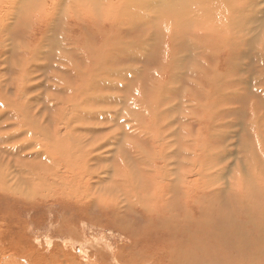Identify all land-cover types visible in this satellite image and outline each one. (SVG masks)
<instances>
[{
  "label": "bare ground",
  "instance_id": "bare-ground-1",
  "mask_svg": "<svg viewBox=\"0 0 264 264\" xmlns=\"http://www.w3.org/2000/svg\"><path fill=\"white\" fill-rule=\"evenodd\" d=\"M151 4L157 6V9L153 13H157L154 15L158 19L161 20V23H162V21L163 22L165 21L164 22L165 24L169 23V24L174 25V28H173V26H171V29L174 31V36L176 37V40H177V44L175 46H173L172 44L168 45L169 49H170L168 53L170 55L167 56L166 60H164V61L160 60L161 67H159V66H156L155 68L152 67L147 72L148 75H151V76L147 80H145L147 83H149V85L152 84L150 91L152 93L151 103L153 105L151 104L152 105L151 107L154 110L153 113L156 116L155 117L156 121H159L158 122L159 126L157 129L158 139H162L164 141L162 143L161 142L157 143V145H159L158 146L159 150L162 153V154L161 153L158 154L160 159L162 160L161 161L162 163H159L160 165L155 166L156 171L146 170L148 167L149 159L146 156V154L143 152V150L138 149V150H135V153L130 154V152H129V154H126V158H127L128 162L133 163L134 166L137 167V168L135 167L136 172H134L131 169H130L131 171L130 170L126 171L127 167L125 168V170L122 169V172H121L120 169L115 168V166H113L112 180H110L109 185L104 184V179L100 178L98 176L99 172L97 170L92 169L93 166H91V162L93 160L98 159V158H100V159L102 158L101 156L103 155V153H102L103 151L101 153H96V152L99 151L102 146L106 147V143H105L106 139H103L104 138L103 136H102L103 140L100 139V141L102 142V146L97 145L96 143L99 141L96 140L97 142H95V144H96L95 146H92V144H91L90 145L91 147H89L87 150H85V152H86L85 155L87 156V158L83 159V157L85 156L84 155L85 152H83V151H84V148H87V145L83 146V145H81V143H84V141H88L87 137L91 138V136H88L89 134L79 133L78 129L80 127H83L81 125H83L84 119L88 120L90 115H92V116H90L89 119L93 120L95 117L94 116L95 111H97L96 109H95V111L93 109L90 111V108L88 106L90 105V103L95 105V104H98L100 101L105 102L106 100H107V103L109 101L111 103H112V101L114 102V100L116 98L112 95L113 93L110 95L111 92L109 91V94H107V93L104 94L103 93L104 88H102V87H111V88H115L118 91L119 88L123 89L124 86H126V88H129L128 84L130 83V80H129V83L126 84V82L128 80H124V82H123L124 84H122L120 86L115 84V81L112 78L114 76L113 71L111 72V67H112V64L114 61L111 63L109 56H108V53H109V55L114 53L113 51L115 48H113L111 46V44H109V41H106V43L104 44L105 49L103 47H100V51L102 53H105L106 56L102 55V57L97 56L96 58L95 57L94 58L88 57V56H79L76 60H70V59H66L63 57L62 62L64 64L61 62V65L63 64V67H61L60 70L63 72L64 71L68 72L66 75L70 78V83L68 84L69 81L65 82L66 79H64L62 81H58V83H60L63 86L62 87L63 92L64 93L68 92L69 96H71V97L67 98V101L71 102L73 100V103L63 105L64 108L62 107L59 110L61 112L57 113V115H59L62 118V116H63L62 111H64L63 118L65 117L64 122L67 121V123H66L68 126L67 129H66V127H63L65 129V131L63 132L64 129L61 128V126L64 125L65 123L64 124L62 123V125L58 123L57 128H55V130H54V134H55V138L57 140H60L59 141L60 144L58 145V148L59 149L61 148L59 155H60V159H63V163H61V167L65 171L68 170V172L70 173L69 175L72 178L71 181L74 182L76 180V182L71 183L68 186L66 185L68 183L61 184V182H63V181H61L62 177L58 176V174H59L58 173V171H59L58 164H56L55 167H50L52 165L51 163L53 162L52 157H54L55 153H57V152H56V145H51L49 143L46 144L49 140H53V139H51L52 137L51 138L48 137L49 134L47 131L49 129H46V128L44 129L43 128L44 126H42L41 123L38 124L37 121L34 124H32L31 122H27L25 120L24 121L25 124L20 122V126L21 125L27 126V124H28V126L26 128L27 129L26 134L29 137L26 139L27 141L29 140L28 142L20 143V144L18 142V144H17L16 141L15 142L9 141L12 139V137H14V135H18V133L17 134L15 132L13 133L11 129H9V131H7L6 133L3 132L5 134L0 133V146H1L0 147V167H1V171H0V181H1L0 183L1 184L0 185L2 188L1 190L4 189L3 190L4 192L8 191V192H11V194L12 193L18 194L21 197L25 196L26 201H29V200L34 198V197H32L31 193L33 194V196H36L38 192L41 193L42 191L44 193H46V195H50L51 196L50 198L53 200H55L56 198L61 199V204H60V207L62 209L61 211L64 210L65 213L67 214V216L61 220V226H59V228H62V226L67 225V222L69 220V216L77 217V216L87 215V213L90 212L91 209L97 208V210H99L100 213L97 212L96 210L95 211L97 213L101 214L103 219H107V222H108L107 226H109L111 229H114V230H117L118 232H120L121 235L123 236L122 239L124 241H126L123 244L121 243L122 246L120 248L118 246L113 247L114 245L110 244V243L106 244V246L110 248V250L113 252L114 255H115V253L117 254V255H115V257H116V259H115L116 263L115 264H122V262L120 263L121 260L122 261L124 260V263H127V264H211L212 262L209 259V257H207V259H205L204 255L202 253H200V256H198V250H195V249L200 248V247L197 246L196 243L193 242L192 236H189L188 234L185 233V226H186L185 224H187L186 222H188V221L190 223V221H191L190 219L192 218L191 214L195 209L194 205L198 201L197 198L200 196V198L203 199L202 193H205L207 195V197L209 198V200H211L220 194V189L223 187V185L224 186H226L228 184L232 185L234 183L231 182V180L229 181V183L225 182V184L222 182L223 185L221 188H220V186L215 185L216 182L215 183H209L212 180H220V179L222 180V178H221L222 171L221 170L211 171V170H213V168H215L212 166L205 171L202 170L203 173H205V174H202V173L199 174L198 173L199 178H197V181H199V182L193 183L192 181H194V179L191 181H186L185 178H182L177 173V170H179V168H180V167H178L180 164L179 160H176L178 156H182L185 160L189 156H192V158L195 157L194 156L195 155V149H193V145L190 142L191 140L190 141L188 140V139H194V137L190 136V132H189L190 129L189 130H185V129L183 130V129H181V126L183 124L184 125L186 124L190 127L192 124H194V125L196 124L195 118H194V110H195L194 95L195 94H193L191 92L192 89L196 88L195 82H197V81L203 82L204 83L203 85H205L207 88H209L210 90L216 91V88H212L213 86H216V82H214V80L216 78L213 76L215 74L214 67H216V70H217V66H220L224 70L223 65L225 64V62L220 61V60H222L221 58L223 57L222 54H224V57L226 58L227 61H230V64L232 63L234 65L235 74H237L236 70H241L239 63L242 61H244V62L246 61V64H244L245 66L254 67L255 75L250 74L252 76H250V77L247 76L248 81L246 80V81H244V83L252 84L254 87L261 86L264 88V78H263V76H264V52H263L264 51V40H263L264 34L262 35V33H264V32L261 31V29L259 28L257 30V32L254 33V31L252 29V27H253L252 25L255 24V25H258L259 27H262V30H264V0H0V38H2V39H0L2 42L0 47L6 46V44H3V43L8 42L10 40V38H11V40H13L12 36H11L12 34H16V37H19V38L15 37V39H16V42L14 43L15 46H14V48H12V52H11L12 53L11 55H13L12 58H16V59L12 60L11 57L9 58V59H11V61H13V67L11 68V70H14L15 72L18 71L19 73L23 72V74H25L24 77L29 78V74L31 73V67H32V66L29 67V65H32V60H33L32 56L34 55L35 30H37V29H35L34 25H36V23L39 21L40 18H41V20L44 18L46 20H51L52 17H54V16L57 17V15H58L60 17L62 15L61 17L64 19L65 23H68V21H71L73 24L77 25L76 22H78L79 23L77 25L78 27H80V26L84 27L83 29H82V27H80V30L82 32V36L85 39L89 40L90 36H97V35L101 36V32H100L101 28H105V30L110 29V30L114 31L115 28H117V26H120L119 24L124 23V22L131 25L132 30H133V28L137 29L141 26H145V24L148 22V20H150V19H148L149 17L146 14V9ZM42 11H44L43 15L41 14ZM60 13H62V14H60ZM38 14H40L41 16H39L37 19L36 16ZM162 18L164 20H162ZM156 22L157 21H155V23ZM159 23H160V21H159ZM164 23L158 25L157 30H158L159 35H158L157 31H156L157 35L155 34L157 37V41H158V37L160 38L164 35L165 32L163 33L162 31L167 29ZM155 26H157V25H155ZM48 27L49 26L47 25V29H48ZM149 27H150V25H149ZM37 28L39 29V27H37ZM64 28L65 27H63V29ZM129 28H130V26H129ZM121 29H124V28H121ZM121 29L117 30L118 34L116 33V36H118V35L120 36L119 31L122 32ZM10 30H11V32H9ZM43 30H45V29H43ZM129 30H127V31L129 32ZM132 30H130V31L132 32ZM155 30H156V28H155ZM67 31H69V30H67ZM123 31H125V30H123ZM167 31L166 32L169 33L170 36L173 35L171 33L173 31H171V32L169 30H167ZM8 33L10 35H8ZM57 33H59V32H57ZM153 33H155V32H153ZM167 33H165V34H167ZM121 35H122V33H121ZM126 35H128L127 36L128 38H129V36H131L130 32ZM66 37L68 39L69 34ZM145 37L146 36H144V38ZM171 37H173V36H171ZM61 38H63V37L61 36ZM113 38H115L114 34H113ZM254 38H255V40H254ZM135 40H134V42H137ZM137 40L139 41V39H137ZM169 40H171V38H169ZM155 41H156V39H155ZM257 41L261 42L260 44L263 45L259 49H257L258 46L255 47L256 46L255 43ZM96 42H98V40H95V43ZM95 43L92 42L93 45H97ZM95 47L97 48L96 51L99 52V44H98V46H95ZM244 47L245 48L247 47V51L243 50ZM136 48H137V46H136ZM157 48H158L159 52H161L162 51V44H160V45L158 44ZM70 51H72V50H70ZM146 51L148 52V50H146ZM5 53H7V52H5ZM73 54H75V52H73ZM254 55L257 56L255 61H253V57H252ZM216 60H219V61H216ZM232 60H234V61H232ZM189 61L190 62L192 61L193 63L191 64ZM187 62H188V65H187ZM201 63H203V65ZM199 64H201V65H199ZM59 65H58V67H59ZM183 65L186 66L185 69L183 70V76L185 75V70L187 68L186 72L188 71V73H189L188 75L191 76V78H189V82H190V87L192 89H187V91H185L186 89H184V87L182 85H177L178 87L170 88L169 85L172 86V84L170 83V80L168 82L165 81L163 83V81L158 78L157 73H159L158 71L161 72L162 70H163L162 72H164L163 74H166V72H169V78L170 79H171V76H173V77L175 76L176 78H179L180 76L178 77L176 75L175 71L177 70L178 72H180L179 68H181V66H183ZM23 67H24V69H22ZM125 67H123L121 69L123 72L125 71ZM137 68H140V67L138 66ZM112 69H113V67H112ZM154 71H157V73L156 74L153 73ZM228 71H229V69H228ZM100 72H102V73H100ZM138 72H141V70H138ZM223 73L224 72L219 73V74H221L220 81H221V86L226 88V86H223V84H224V81H222V77H223L222 74ZM130 74H132V73H130ZM247 74H249V73H247ZM14 75H16V74H13V77H15ZM122 75H125V74L123 73ZM179 75H180V73H179ZM193 75L197 76L198 78L196 80H194ZM109 76L110 77L112 76V77L109 78ZM131 76H133V75H131ZM17 77H18V75H17ZM257 77H258V79H257ZM182 79L184 81L186 79V77H185V79H184V77ZM179 81L177 80L178 84H179ZM183 81H182V83H183ZM175 83H176V81H175ZM231 83H233V82H231ZM244 83H242V84H244ZM19 84H21V83L19 82ZM139 84H140V82H139ZM218 84H219V82H218ZM238 85H240V87H242L241 84H238ZM4 86H5V83H4ZM140 86H141V84H140ZM230 86L231 87H229V88L232 89V85H230ZM15 87H17V86H15ZM180 87L182 89H179ZM234 87H236V86H234ZM29 88H30V86H29ZM22 89H24V88H22ZM177 89H179V91ZM245 89H247L248 92H250L252 94L258 93L256 91L253 92V90L250 89L249 86L246 87ZM197 90H199V89H197ZM250 90H252V91H250ZM20 91H22V90H20ZM30 91L28 93H30ZM106 92H108V91H106ZM179 92L183 93L181 95V98H182L181 104H184L185 107H186V104H191V106H192V110L189 109L190 107H188L189 112L185 111L186 112L185 114L188 113L189 119L186 117V115H184L182 118H178V117L174 118V117H169L168 116L169 114H165L164 118H161V116L164 115L165 112H170V111L173 112V110H175L179 106V104L175 103V101H174V100H178V97L176 95H179ZM263 92H264V90H263ZM16 93L19 94L18 90ZM95 94H98V95L95 96ZM204 94H205V92H204ZM259 94H261V93L259 92ZM236 95L238 96V94H236ZM244 95H246V94H244ZM256 95H258V94H256ZM79 96L81 97V99ZM224 96H225V94H224ZM253 96H255V95H253ZM242 97H239V98H242ZM260 97H264V93H262L260 95ZM222 98H221V100L224 99V98L223 99ZM208 99H210V98H208ZM56 100L57 101H63V99H61V98H59V99L55 98L54 101H56ZM148 100H149V97H148ZM203 101L204 100H202V102ZM4 102H3V105H5ZM9 102H10V99H9ZM116 104H118V102ZM18 105H20V104H18ZM138 105H140V107L142 108V106L144 104L140 101L138 103ZM184 105H182V106H184ZM20 107H21V105H20ZM250 107H252V106H250ZM7 108H9V106ZM99 110H103V109H99ZM141 110H136V109L133 110L134 113L136 114V118L138 119V121L141 120L140 118H143L144 113H142ZM93 111H94V113H93ZM126 112H129V111H126ZM250 112H252V110ZM102 114H104V112H102ZM124 114H126V113H124ZM129 114H130V112H129ZM4 115H6V113ZM96 115H97V113H96ZM214 116H216V117L223 116V111L222 110L217 111ZM249 116L251 118L250 119L251 124H247V125H249L250 127L253 126L252 128H255V130H254L255 133L253 131H252V133H254V138H256L255 140L252 141V143H251L252 145L249 146L250 151L252 152V153L250 152L251 154L249 156L252 158L253 161L262 165L261 170H260V173H262V174H256L257 172L254 171L255 173H253V175H251L249 177V180H246L245 182H242V183H237V185H235L238 187L237 191H239V196H241V198H243V204H245V205L237 208L236 213L234 214V215L238 214V224L239 225L236 224L233 227L227 228L229 230V232H227L226 234H224V231H223V233H219L218 229L213 230L215 232H218L216 235H214V239L223 243V245L226 246V249L235 250V251L239 250L238 254H241V253L244 254V256L241 254L242 257H238V259L236 261L237 264H254V263L250 262L248 256H247V258L245 256V253H246L245 251L247 249H249L250 251H252L254 253H257L256 255L262 253L261 256L264 257V253H263L264 250L251 249L248 247L247 243L243 240V239H246V238L252 236L255 241H259L260 243L264 242V204H262L260 200L258 201V199H256L257 196H259V198L264 196V146L260 147V143H262V142H260V138L262 136L264 137V129L261 128L260 124H258V123L256 124L257 120H256V122H252L255 120L254 117H256L254 113H250ZM124 117H126V115H124ZM225 117H227V116H225ZM126 118H128V117H126ZM260 118H258L259 119L258 121H261V119L264 117L262 116V118L261 119ZM202 119H203V117H202ZM197 120H199V119H197ZM126 121H127V119H126ZM220 121L222 123H220L219 125L216 124L215 126H213L214 122L212 121V116H210L208 126H207L208 132L209 133L212 132L210 130V127H212V130H214V128H215V130L219 131L218 129H220V128H218V126H220L226 122V121H223L222 119ZM128 122H130V120ZM105 124L108 125L107 122L104 123L103 125H105ZM88 125H84V127L85 126L87 127ZM94 125L95 124L92 123V125H90V127L88 126V128L94 129L98 126L97 123H96L97 126H94ZM171 125H172V128H171ZM128 126H130V124ZM108 127H110V126H108ZM88 128L86 129V131H88ZM131 128H132V126H131ZM131 128H128V130L130 129V132L133 133V134L129 133L130 137H134V140L138 139L139 143L142 144L144 142V144H145L146 140L148 138L147 137L143 138V137L145 136V134L149 133V129L145 130L143 127H140V126H137L136 129H131ZM246 128L247 127H245V129ZM24 129H25V126H24ZM37 129L41 131V132H36V134L38 135L37 137H39L40 135L45 137V140L44 139L41 140V142L45 141L43 144L38 140V138L35 137V135H34L35 132L33 133V131L37 130ZM104 129H106V127ZM179 129H180V131H179ZM1 130H0V132H2ZM199 130H198V132H199ZM201 130H203V129H201ZM94 131L96 132L97 129H95ZM99 131H100V129H99ZM123 131H124V134L126 135L127 131L125 129H123ZM223 131L224 132L222 134H217V135H220L221 137H223L226 140L225 135L227 133H226V130H223ZM88 132L93 133L91 131H88ZM100 132L102 133V130ZM106 132H108V131H106ZM44 133H46V134H44ZM244 133H245V131H244ZM19 134H21V133H19ZM180 134H183V137H184V138H182V141L180 138ZM140 135H142V138L140 137ZM217 135H213L212 138L214 140H216ZM260 135H262V136L260 137ZM113 138H114V136H113ZM248 138H249V136H248ZM250 138H251V136H250ZM15 139L19 140L18 138H15ZM69 139L74 140V142L76 141L72 147L69 144ZM155 140H157V139H155ZM162 140H160V141H162ZM94 141H95V139H94ZM261 141H263V139H261ZM92 143H94V142H92ZM214 143H215V141H214ZM194 144H196V143H194ZM69 146L72 149H69ZM245 146H247L246 148H248L247 142L245 144H242V147L245 148ZM27 148H34L37 150L34 152L36 154L35 157H33V161H35V163H32V169H31V171L29 170L30 172H28L31 176L29 174H25L24 179L31 185L34 184L35 181H38V183H41V184H40V186H38L39 188L38 187H34V188L31 187L30 190L27 189V191L28 190L29 191L26 194H22L21 192H17L14 190V189H16V182L15 181L18 180L20 172L18 170L12 169L13 164H11V162L12 163L15 162V164H17V159L19 158V156H18L19 153L21 151L27 149ZM49 148L52 150H55L54 153H52ZM127 148H130V146H127L126 149ZM2 149H6V152L4 150L1 151ZM126 149L123 148L124 152ZM226 149H228V148H226ZM204 150H201V153L204 152ZM133 152H134V150H133ZM260 152H261L262 156L260 155ZM5 153H7V154H5ZM219 153H221V155L217 160L222 159V158L224 160V157L226 156V151L223 149ZM107 154H108V152H107ZM216 155H217V153H216ZM216 155H215V157H216ZM228 155H229V153H228ZM57 156H58V154H57ZM8 157H11V158H8ZM199 157H201V154L199 155ZM205 157H207V156H205ZM30 158H32L31 155H30ZM117 158H118V156H117ZM123 158H125V155L123 156ZM22 159H23L22 161H24V158H22ZM38 159L40 160V162ZM223 160H221V161H223ZM187 161L188 160H186V162ZM189 161H190V164L187 162L188 165H190V167H193L192 159L190 158ZM18 162H20V161L18 160ZM114 162H115V160H114ZM182 162H184V161H182ZM58 163H59V161H58ZM121 163H123V161H121ZM215 163H216V161H215ZM54 164H55V162H54ZM59 165H60V163H59ZM102 165H104V164H102ZM175 165H176V169L172 168ZM107 166H108V164H107ZM50 170H54L55 173L54 174L49 173ZM180 170H181V168H180ZM191 171H192V169H191ZM236 172H237V170H236ZM244 172H245V170H244ZM101 173H103V171ZM179 173H180V171H179ZM46 174H48V175L50 174V175L48 176ZM150 174L156 175L155 179H152L150 177ZM222 174H225V172ZM64 175H66V174H64ZM62 176H63V174H62ZM9 177H11V180L9 179V181H8ZM37 177H39V179H37ZM97 178H99V179H97ZM241 178L243 179V176ZM93 179H97L95 184H92L93 182L92 183L90 182ZM220 181H217V182H220ZM19 182H21L22 184L24 183L22 181H19ZM24 185H27V183ZM24 185H23V188H24ZM238 185H240V186H238ZM37 188L39 189V191H37V193H36L35 189H37ZM223 188H227V187H223ZM3 191H1V192L3 193ZM251 191L256 192V193L253 192L254 194H253V200L252 201L249 200V198H247V196H245V193L249 194ZM200 192H202V193H200ZM5 197L6 196H4L3 198H5ZM15 198H17V197H15ZM15 198H13V199L15 200ZM10 199H12V198H10ZM239 200L241 201L240 197H239ZM228 201H230L229 198H228ZM225 206H226V204H225ZM206 208H207V206H206ZM248 210H249V212H248ZM181 211L184 213V215L190 214L191 218L185 219L178 226L177 217L179 216V213H181ZM109 212H110L111 217L106 216ZM88 214H90V213H88ZM193 214H195V213H193ZM127 216L131 217L130 218L131 221L129 222L130 223L129 227L127 225V223H128ZM219 216H220V214H218V218H216L217 219L216 221H218V224H219V222L221 223L222 228L224 230L225 224H229V222H228L229 218L225 217V215L222 217H219ZM112 217L113 218L115 217L114 220L112 219ZM184 218H185V216L181 217V219H184ZM117 221L119 223H122L124 228L116 227ZM204 221H206V220H204ZM206 223H208V225L210 227H213L215 224L213 222V220L211 222L206 221ZM206 223H204V224H206ZM208 225H206V226H208ZM68 226H69V224L67 225V227ZM183 235H185V236H183ZM204 235L206 236L205 232H204ZM77 240H79V239H77ZM204 240H206V238H204L199 243H202ZM232 243H236V246L234 247L232 245ZM80 244L83 247V245L85 243L81 240ZM206 244L208 245V242H206ZM242 244L244 246H246L247 249L241 247ZM86 245L88 246V243H86ZM95 245L97 246L98 242H97V244H94V245L92 244L91 247H93ZM87 246H86V249L82 250V252L86 257H90L89 255H87L88 254V252H87L88 247ZM60 247H62V246H60ZM60 247H59V249H60ZM238 247H240V249ZM84 248H85V246H84ZM99 248H100V246H99ZM60 252H62V251H60ZM205 253L207 256H209V254L207 252H205ZM74 255H75V253H74ZM69 256H70V254H69ZM77 256H79V255H77ZM71 257H73V256H71ZM94 257H95V259L93 261L92 260L90 261L92 264H106L104 262V260H102V258H103L102 252L94 255ZM108 257H109V255H108ZM59 259H60V257H59ZM220 264H224L223 260L220 262Z\"/></svg>",
  "mask_w": 264,
  "mask_h": 264
},
{
  "label": "rangeland",
  "instance_id": "rangeland-1",
  "mask_svg": "<svg viewBox=\"0 0 264 264\" xmlns=\"http://www.w3.org/2000/svg\"><path fill=\"white\" fill-rule=\"evenodd\" d=\"M156 9H157V6L152 5V4L146 9V14L149 17L148 19H150L146 23L148 26L145 24V26H141L137 29L133 28V30H132L131 25L124 22V23L119 24L120 26H117V28H115V30L113 29L115 32L110 30V29L105 30V28H101L100 29L101 36L100 35L90 36L89 40L85 39L82 36V32L80 30V27H82V26L78 27L77 26L79 24L78 22H76L77 25L73 24L71 21H68V23H65L64 19L61 17L62 15L60 17L58 15H57V17L56 16L52 17L53 20L52 19L46 20L45 18L41 20V18H40L39 21L36 23V25H34L35 29H37V30H35L34 55L32 56L33 57L32 65H29V67L32 66L31 67V73L29 74V78H25L24 77L25 74H23V72L19 73L18 71L15 72L14 70H11V68L13 67V61H11V59L12 60L16 59V58H12L13 55H11L12 54L11 53L12 48H14V46H15L14 43L16 42V39H15L16 34H12L11 36H12L13 40H11V38H10V40L8 42L3 43V44H6V46L0 47V79H1L0 80V84H1L0 85V88H1L0 89V92H1L0 93V113H1L0 114V119H1L0 120V130L2 129L1 130L2 132H0V133L5 134L7 131H9V129H11L13 133L14 132L16 134L18 133V135H14V137L18 138L19 140L12 137V139L9 141H11V142L16 141L17 144H18V142H19V144L20 143H26L29 141V140L28 141L26 140L27 138H29L26 134V130H27L26 128H27L28 124H27V126L26 125L20 126V122L25 124L24 121L26 120L27 122H31L32 124H34L36 121L38 122V124L41 123V125L44 126L43 127L44 129L45 128L49 129L47 132L50 136L48 135V137H50V138L52 137L51 139H53V140H49L50 142L48 141L46 144L49 143L51 145H56V152L57 153H55L54 157H52L53 162L52 161H51L52 163L50 162L52 164L50 167H55V165L58 164V166H59L58 176H61L62 177L61 181H63V182H61L59 180L61 182V184L68 183V184H66L68 186L71 183H75L76 180L74 182L71 181L72 178L70 177V175H69L70 173L68 172V170L65 171L61 167V163H63V159H60L59 152H60L61 148L60 149L58 148V145L60 144V142H59L60 140H57L55 138V134H54V130H55V128H57L58 123L61 125H62V123L63 124L65 123L64 125L61 126V128L66 127V129H67V127H68L66 124L67 121L64 122L65 117L63 118L64 111H62V114H63L62 118L59 115H57V113L61 112L59 110L62 107L64 108L63 105L73 103V100L71 102L67 101V98L71 97V96H69L68 92L64 93L62 90L63 86L60 83H58V81H62L64 79H66L65 82L69 81L68 84L70 83V78L66 75L68 72H65V71L63 72L60 70L64 64L62 62L63 61L62 59L64 57L66 59L76 60L79 56H88V57H93V58L94 57L96 58L97 56L102 57V55L106 56L105 53H102L100 51V47H103L105 49L104 44L106 43V41H109V44H111V46L113 48H115L113 51L114 53H112L111 55H109V53H108V56H109L111 63L114 61L112 64L113 69L111 67V72L113 71L114 76L113 77L111 76V77L114 79L115 84H117L119 86L124 84L123 83L124 80H128L126 82V84L129 83V80H130V83L128 84L129 88H126V86H124L123 89L119 88L117 91L115 88L102 87V88H104L103 89L104 94H106V93L109 94V91L111 92L110 95L113 93L112 95L116 98L114 100V102L112 101L113 104L110 101L107 103V100L105 102L100 101L98 104H95V105L90 103V105L88 106L90 108V111L92 109L94 111H95V109L97 110V111H95V115H94L95 117L93 120H90L89 118H90V116H92V115H90L88 120L84 119V123L81 126L84 127V125H88L89 123H90L88 125L89 127H90V125H92V123L95 124L94 126H97V125L98 126L94 129L93 128L89 129L88 126L87 127L85 126L86 128L80 127L78 129L79 133L89 134L88 136H91V138L87 137L88 141H84L85 144L81 143V145H83V146L87 145V148H84L83 152H85V150H87L89 147H91L90 146L91 144H92V146H95L96 144L102 146V142L100 141V139L101 140L106 139L105 140L106 147L102 146L101 149L96 152V153H101L103 151L102 153L104 156L102 155L101 159L98 158V159H95L91 162V166H93L92 169L97 170L99 172L98 176L100 178L104 179V184H108V185L110 184V180H112V177H113V174H112L113 166H115V168L120 169L121 172H122V169L125 170L126 167H127L126 171L127 170L129 171L131 169L134 172H136V169H135L136 166H134L133 163L128 162V160L126 158V154H129V152H130V154L135 153V150H138V149L143 150V152L146 154V156L149 159L148 167L146 170L156 171L155 166L160 165L159 163H162L161 162L162 160L160 159V157L158 155L161 152L159 150V147H158L159 145H157V143H159V142L162 143L164 141L162 139H158L157 129L159 126L158 125L159 121H156V119H155L156 116L153 113L154 110L151 107L153 105L151 103L152 93L150 91L152 84L149 85V83H147L145 80H147L151 76V75H148L147 72L152 67H154V68L156 66L161 67L160 60L164 61L167 59V56L170 55L168 53L170 50L168 45L172 44L173 46H175L177 44L176 37L174 36V31L171 29V26H173V28H174V25L169 24V23L165 24L164 23L165 21L164 22L162 21V23L165 24L167 29L165 28L166 30H164L162 32L167 33L168 32L167 30H169L170 32L173 31V32H171L173 34L171 36H173V37H171L169 35V33H167V34L164 33V35L162 37H160V38L158 37V41H157L156 35L158 33V30H157L158 25L162 24V23H161V20L158 19L154 15L157 13H153ZM41 14L43 15L44 11H42ZM60 14H62V13H60ZM39 16H41V15L38 14L36 16V18L38 19ZM162 20H164V19L162 18ZM155 21H157V22L155 23ZM159 21H160V23H159ZM46 24L49 26L48 29H47ZM128 25L130 26V28ZM149 25L151 28L149 27ZM155 25H157V26H155ZM254 25H252L253 27L251 26L254 33L257 32V30L259 28L261 29V31L264 32V30H262V27H259L258 25H255V26ZM37 27H39V29ZM63 27H65V28L63 29ZM83 28L84 27H82V29ZM121 28H124V29H121ZM155 28H156V30H155ZM43 29H45V30H43ZM120 29L122 30V32L119 31L120 36L118 35L119 36L118 37V36H116V33L118 34L117 30H120ZM129 29L132 30V32ZM67 30H69V31H67ZM123 30H125L126 32ZM127 30H129L130 35H131V36H129V38L127 37L128 35H126L129 33ZM156 31H157V33H156ZM9 32H11V30ZM57 32H59L60 34ZM153 32H155V33H153ZM67 33L69 34L68 39L66 37L68 35ZM112 33L114 34L115 38H113ZM121 33L123 36L121 35ZM263 34L264 33H262V35ZM8 35H10V34L8 33ZM158 35H159V33H158ZM61 36L63 38H61ZM144 36H146V37L144 38ZM16 38H19V37H16ZM169 38H171V40H169ZM0 39H2V38H0ZM94 39L98 40V42L95 43ZM137 39H139V41ZM155 39H156V41H155ZM134 40L137 42H134ZM254 40H255V38H254ZM92 42H94L97 45H93ZM1 43L2 42L0 40V45H1ZM260 43L261 42H258V41L255 43V45H256L255 47L258 46L257 49H259L261 46H263ZM98 44H99V52L96 51L97 48L95 47V46H98ZM158 44L159 45L162 44V51L161 52H159V50L157 48ZM136 46H137V48H136ZM70 50H72V51H70ZM146 50H148V52ZM243 50L247 51V47L246 48L244 47ZM5 52H7V53H5ZM73 52H75V54H73ZM222 56H221L222 60H220V61L225 62V64L223 65L224 70L220 66H217V70H216V67H214L215 74L213 76L216 78L214 80V82H216L217 87L213 86L212 88H216V91L210 90L205 85H203L204 84L203 82H200V81L195 82L196 88L192 89L190 87V82H189V78H191V76L188 75L189 74L188 71L186 72L187 68L185 70V75L183 76V70L186 67L185 65H183V66H181V68H179L180 72H178L177 70L175 71L176 75L178 77L180 76L179 78H176L175 76L174 77L171 76V79H170L169 78V72H166V74H163L164 73V72H162L163 70L161 72L158 71L159 73H157V71H154L153 73H155V74L157 73L158 78L161 79L163 81V83L165 81L168 82L170 80V83L172 84V86L169 85L170 88L178 87L177 85H182L184 87V89H186L185 91H187V89H192L191 92L193 94H195L194 95V104H195L194 118H195L196 124L195 125L192 124L190 127L186 124L185 125L183 124L181 126V129H183V130L184 129L185 130L190 129L189 130L190 136L194 137V139H188V140L189 141L191 140L190 142L193 145V149H195V155H194L195 157L192 158V156H189L186 159V160H188L187 162L189 164H190L189 159L190 158L192 159L193 167H190V165H188V163L186 162V160L182 156H178L176 160H179L180 164L178 167H180L181 170L179 168V170H177V173L182 178H185L186 181H191L194 179V181H192L194 183V182H199V181H197V178H199L200 173L205 174V173H203V171L207 170L208 168H210L212 166L215 168H213V170H211V171L221 170L222 173L225 172V174L221 173V175H222L221 176L222 180L220 179L221 181L220 180H212L209 183H215L216 182L215 185L220 186V188L222 187L223 183L224 184H225V182L229 183L230 180H231V182L234 183L232 185H229V184L226 186L223 185V187H227V188L222 187L220 189V194L211 200H209V198L207 197V195L205 193L200 192L203 194L202 195L203 199L200 198V196L197 198L198 201L195 203V205H194L195 209L191 214L192 218L190 217V214L184 215V213L181 211V213H179V216L177 217V224L179 226L182 221H184L185 219L191 218L190 223L188 221V222H186L187 224H185L186 225L185 226V233L188 234L189 236H192L193 242L196 243V245L200 247V248L195 249V250H198V256H200V253H202L204 255L205 259H207V257H209V259L212 262L211 264H217V263L220 264V262L222 260H223L224 264H237L236 261H237L238 257H242V255L244 256V254L243 253H241L242 255L238 254L239 250L235 251V250L226 249V246L223 245V243L214 239V235H216L218 232L223 233V231H224V234H226L227 232H229V230L227 228L233 227L236 224L239 225L238 224V214H236V215H234V214L236 213L237 208H239L240 206H243L245 204H243V198H241V196H239V191H237L238 187L235 185H237V183H242V182H245L246 180H249V177L251 175H253V173H255L254 171L257 172L256 174H262V173H260L262 165L253 161L252 158L249 156L252 153L250 151L249 146L252 145L251 144L252 141L255 140L256 138H254L255 128H252L253 127L252 125H251L252 127H250L247 124H251V122H250L251 118H250L249 114L254 113L256 117H254L255 120L252 122H256V120H257L256 124L257 123L260 124L261 128L264 129V126H263L264 125V118H262V116L264 117V97H260V95L262 93H264L263 92L264 88L261 86L254 87L252 84L244 83V81H246V80L248 81L247 76L250 77L252 75H255L254 67H252V66L247 67L244 65V64H246V61L245 62L242 61L239 63L241 70H236L237 74H235L234 65L232 63L230 64V61L226 60V58L224 57V54H222ZM10 57H11V59H9ZM252 57H253V61H255V59L257 58L256 55H254ZM216 61H219V60H216ZM232 61H234V60H232ZM61 62L63 63L62 65H61ZM190 63L192 64L193 62L191 61ZM201 64L203 65V63H201ZM201 64H199V65H201ZM58 65H59V67H58ZM187 65H188V62H187ZM138 66L140 68H137ZM123 67H125L124 72L121 70ZM136 68L138 70H141V72H138V70ZM22 69H24V67ZM228 69H229V71H228ZM222 72H224L222 74V76H223L222 81H224V84H225V85L223 84V86H226V88L228 87L227 89L221 86V81H220L221 74H219V73H222ZM246 72L249 74H247ZM100 73H102V72H100ZM123 73L125 75H122ZM130 73H132V74H130ZM179 73H180V75H179ZM13 74H16V75H14L15 77H13ZM250 74H252V75H250ZM17 75H18V77L20 76L21 78L20 77L18 78ZM131 75H133V76H131ZM111 77L109 76V78H111ZM183 77H184V79L186 77V79L184 81L182 79ZM197 78H198L197 76L193 75L194 80H196ZM263 78H264V76H263ZM257 79H258V77H257ZM177 80L178 81L180 80L179 84H178ZM175 81H176V83H175ZM182 81H183V83H182ZM19 82L21 84H19ZM139 82H140L141 86H140ZM218 82H219V84H218ZM231 82H233V83H231ZM4 83H5V86H4ZM242 83H244V84H242ZM238 84H241L242 87H240V85H238ZM230 85H232V89L229 88V87H231ZM15 86H17V87H15ZM29 86L31 89L29 88ZM234 86H236V87H234ZM248 86L250 89L253 90V92L256 91L258 93L252 94V93L248 92V90L245 89ZM21 87L24 89H22ZM181 87L179 89H182ZM27 89L31 90V91L29 90L30 93H28L29 91ZM179 89H177V90L179 91ZM197 89H199V90H197ZM17 90H18L20 95L16 93ZM20 90H22V91H20ZM252 90H250V91H252ZM106 91H108V92H106ZM204 92H205V94H204ZM259 92L261 94H259ZM182 94L183 93L179 92V95H176L178 97V100H174L175 103L179 104V106L175 110H173V112L172 111L165 112L164 115L161 116V118H164L165 114H169L168 115L169 117H174V118L175 117L182 118L184 115H186V117L189 119L188 113L185 114L186 113L185 111H188V107H190L189 109L192 110V106H191V104H186V107H185L184 104H181L182 103V101H181L182 100V98H181ZM224 94L226 97L224 96ZM236 94H238V96ZM244 94H246V95H244ZM256 94H258V95H256ZM96 95H98V94H95V96ZM253 95H255V96H253ZM148 97H149V100H148ZM239 97H242V98H239ZM55 98L56 99L61 98V99H63V101H57V100L54 101ZM208 98H210V99H208ZM221 98L223 100H221ZM9 99H10V102H9ZM80 99H81V97H80ZM202 100H204V101L202 102ZM138 101L139 102L141 101L144 104L142 106V108L140 107V105H138V103H139ZM3 102L7 107L9 106V108H7L5 105H3ZM117 102H118V104H116ZM18 104H20L21 107ZM182 105H184V106H182ZM250 106H252L253 108ZM99 109H103V110H99ZM135 109L136 110L142 109L141 111H142V113H144L143 118H140L141 119L140 121H138V119L136 118V114L133 111ZM250 109L252 110V112H250L251 111ZM221 110L223 111V116H220L221 118L214 116L217 111H221ZM94 111H93V113H94ZM126 111H129L130 114H129V112H126ZM102 112H104V114H102ZM5 113H6V115H4ZM96 113H97V115H96ZM124 113H126V114H124ZM124 115H126V117H128V118L124 117ZM210 116H212V121L214 122L213 126H215L216 124L219 125L220 123H222L220 121L221 119L223 121H226L222 125L218 126V128H220V129H218L219 131L215 130V128H214V130H212V127H210V130L212 132H210V133L208 132L207 126H208ZM225 116H227V117H225ZM202 117H203V119H202ZM258 118H260L261 121H258L259 120ZM126 119H127V121H126ZM197 119H199V120H197ZM129 120L131 123L128 122ZM106 122L108 125H106V124H105L106 126L103 125ZM96 123H97V125H96ZM129 124H130V126H128ZM24 126H25V129H24ZM104 126L106 127V129H104L105 128ZM108 126H110V127H108ZM131 126H132V128H131ZM137 126L143 127L145 130L149 129V133L145 134V136L143 137V138H146V137L148 138L146 140L145 144H144V142L142 143L143 145L138 142V139L134 140V137H130V135H129V133H131V132H130V129L128 130V128L136 129ZM245 127H247V128L245 129ZM87 128H88V131H91V132H93L95 129H97V131L90 133V132L86 131ZM122 128L127 131L126 135L124 134V131ZM171 128H172V125H171ZM99 129H100V131L102 130V133L99 131ZM201 129H203V130H201ZM198 130H199V132H198ZM223 130H226V133H227L225 135L226 140L223 137H221L220 135H217V134H222L224 132ZM64 131H65V129L63 130V132ZM106 131H108V132H106ZM179 131H180V129H179ZM244 131L246 134L244 133ZM252 131L254 133H252ZM3 132H5V133H3ZM36 132H41V131L38 129L33 131L35 137L38 138V140L40 142L43 139L45 140V137H43L42 135L37 137L38 135L36 134ZM19 133H21V134H19ZM44 134H46V133H44ZM131 134H133V133H131ZM212 134L217 135L216 140H214L212 138L213 137ZM113 136L115 139L113 138ZM248 136H249V138H248ZM250 136H251V138H250ZM261 136L262 135H260V137ZM140 137L142 138V135H140ZM180 138L182 141V138H184L183 134H180ZM94 139H95V141H94ZM155 139H157L158 141ZM261 139H263V141H261ZM96 140L99 142H97ZM160 140H162V141H160ZM214 141L216 144L214 143ZM44 142L45 141H42L41 143L43 144ZM75 142H74V140L69 139V144L71 145V147L75 144ZM92 142H94V143H92ZM95 142H97V143L95 144ZM246 142H247L249 149L246 148L247 146H245V148L242 147V144H245ZM260 142H262V143H260V147H263L264 146V144H263L264 143V137L263 136L260 138ZM194 143H196V144H194ZM126 145L130 146V148L126 149V147H127ZM71 147L69 146V149H72ZM123 148L126 149L125 152H124ZM226 148H228V149H226ZM223 149L226 151V156L224 157V160H223V158L217 160L221 155V153H219V152H221ZM3 150L6 152V149H2L1 151H3ZM36 150L37 149H34V148H27V149L21 151L20 152L21 154L19 153V155H18L19 158L17 159L18 165L15 164L14 161H13L14 163L11 162V164H13L12 169L18 170L20 172L18 180L24 182L22 184L18 180L15 181L16 182V189H14V190L17 192H21L22 194H26L31 189V187L32 188L38 187L41 184V183H38V181H35L34 184L31 185L24 179V175L29 174L28 172L31 171L32 163H35V161H33V157H35V155H36L34 153ZM133 150H134V152H133ZM201 150H204V152H202L204 155L201 153ZM50 151L52 153H54L55 150L50 149ZM107 152H108V154H107ZM261 152H260V155L262 156ZM216 153H217V155H216ZM228 153H229V155H228ZM5 154H7V153H5ZM57 154H58V156H57ZM85 154H86V152L84 153V155ZM200 154H201V157H199ZM30 155L32 158H30ZM124 155H125V158H123ZM215 155H216V157H215ZM117 156H118V158H117ZM205 156H207V157H205ZM8 158H11V157H8ZM22 158H24V161H22L23 160ZM84 158H87V156L85 155L83 157V159ZM18 160L20 162H18ZM114 160H115V162H114ZM221 160H223V161H221ZM58 161H59L60 165H59ZM121 161H123V163H121ZM182 161H184V162H182ZM215 161H216V163H215ZM39 162H40V160H39ZM54 162H55V164H54ZM102 164H104V165H102ZM107 164H108V166H107ZM172 168L176 169V165L173 166ZM191 169H192V171H191ZM236 170H237V172H236ZM244 170H245V172H244ZM0 171H1V167H0ZM50 171H49V173H51V174L55 173L54 170H50ZM102 171H103V173H101ZM179 171H180V173H179ZM62 174H63V176H62ZM64 174H66V175H64ZM46 175H48V174H46ZM155 176L156 175L150 174V177L152 179H155ZM242 176H243V179L241 178ZM9 179L11 180V177L8 178V181H9ZM37 179H39V177H37ZM97 179H99V178H97ZM97 179H93L90 182L91 183L93 182L92 184H95ZM217 181H220V182H217ZM26 183H27V185H24ZM23 185H24V188H23ZM238 186H240V185H238ZM38 188L35 189L36 193H37V191H39ZM1 189L2 188L0 185V193H1L0 194V264H71V263L72 264L73 263L74 264H89V263L92 264L90 261L91 260L93 261L95 259L94 255H96L100 252H102V256H103L102 260H104V262L106 264H115L116 263L115 255H117V254L115 253V255H114L113 252L110 250V248L106 246V244L110 243V244L114 245L113 247L118 246L120 248L122 246V244L126 241H124L122 239L123 236L121 235L120 232H118L117 230L111 229L109 226H107L108 225L107 219H103L102 215L99 214L100 212H99V210H97V208L91 209V211L88 212L90 214L87 213V215H82V216H77V217L69 216V220L67 222V225L69 224V226L67 227V225H64V226H62V228H59V226H61V220L67 216V214L65 213L64 210L61 211L62 210L60 207L61 199L56 198L55 200H53L50 198L51 197L50 195H46V193H44L42 191L41 193L38 192L37 195L35 194L36 196H33V194L31 193L32 197H34V198L29 200V201H26L25 196L21 197L18 194H14V193L11 194V192H8V191L4 192L3 191L4 189L3 190H1ZM27 189H29V190L27 191ZM1 191H3V193ZM253 192H255V191H251L249 194L245 193V196H247V198H249V200H251V201L253 200V194H254ZM4 196H6V197L3 198ZM238 196L240 197L241 201L239 200ZM15 197H17V198H15ZM10 198H12V199H10ZM13 198H15V200ZM228 198L230 201H228ZM256 199H258V201L260 200L261 203L264 204V196H262L261 198H259V196H257ZM225 204H226V206H225ZM206 206H207V208H206ZM95 210L99 213H97ZM248 212H249V210H248ZM193 213H195V214H193ZM182 214L185 216L184 219H181V217H184ZM218 214H220L219 217H222L225 215V217L229 218V221H228L229 224H225L224 230L222 228L221 223L219 222V224H218V221H216L217 220L216 218H218ZM106 216L111 217L110 212ZM114 218L112 217L113 220H114ZM127 218H128L127 225L129 227L130 226L129 222L131 221L130 220L131 217L127 216ZM204 220H206L208 222H211L213 220V222L215 224L213 227H210L208 225V223H206V221H204ZM204 223H206V224H204ZM206 225H208V226H206ZM116 227L124 228L123 224L119 223L118 221L116 222ZM216 229H218V232L213 231ZM204 232H205L206 236L204 235ZM183 236H185V235H183ZM204 238H206V240H204L202 243H199ZM77 239H79V240H77ZM81 240L85 243L83 245V247L80 244ZM243 240L247 243L248 247L251 249L264 250V242L260 243L259 241H255L252 236H250L246 239H243ZM97 242H98L97 246L96 245L93 246L94 248L91 247L92 244L93 245L97 244ZM206 242H208V245L206 244ZM86 243H88V246L86 245ZM232 245L235 247L236 243H232ZM242 245H241V247L247 249L246 246H244V245L242 246ZM60 246H62V247H60ZM84 246H85V248H84ZM86 246L88 247V251H87L88 254L87 253L86 254L89 255L90 257H86L82 252V250L86 249ZM99 246H100V248H99ZM59 247H60V249H59ZM238 248L240 249V247H238ZM60 251H62V252H60ZM205 252H207L209 254V256H207ZM245 252H246L245 253L246 258L248 256L251 263L264 264V257L261 256L262 253L256 255L257 253H254V252L250 251L249 249H247ZM74 253H75V255H74ZM69 254H70V256H69ZM77 255H79V256H77ZM108 255H109V257H108ZM71 256H73V257H71ZM59 257H60V259H59ZM121 262H122V264H127V263H124V260L123 261L121 260L120 263Z\"/></svg>",
  "mask_w": 264,
  "mask_h": 264
}]
</instances>
